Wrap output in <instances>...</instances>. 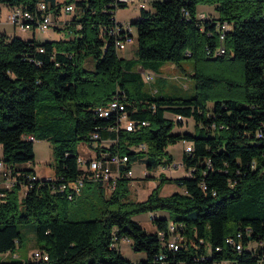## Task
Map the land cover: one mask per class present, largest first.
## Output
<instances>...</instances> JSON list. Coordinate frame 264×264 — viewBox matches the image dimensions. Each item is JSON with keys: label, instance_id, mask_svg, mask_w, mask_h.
Returning a JSON list of instances; mask_svg holds the SVG:
<instances>
[{"label": "trees", "instance_id": "1", "mask_svg": "<svg viewBox=\"0 0 264 264\" xmlns=\"http://www.w3.org/2000/svg\"><path fill=\"white\" fill-rule=\"evenodd\" d=\"M38 1L0 3L31 10L26 21L36 24ZM44 1L51 10L75 2L78 13L65 25L70 37L0 33V160L14 181L0 187V252L21 242L25 223L34 225L39 252L0 264H264V0H152L128 22L137 28V48L127 58L116 45L127 32L116 9L126 3ZM203 3L217 15L201 16ZM186 59L194 68L193 96L144 89L138 66L158 71L170 61L184 68ZM114 98L123 107L101 115L98 107ZM126 117L133 128L122 125ZM189 117L193 130H174ZM37 139L52 142L54 174L39 177L32 165ZM81 140L96 155L102 145L106 157L128 156L109 197L78 162ZM179 140L192 146L183 154L188 175H161L145 198H131L133 178L125 172L140 160L150 177L149 170L172 161L166 148ZM78 178L82 190L70 197L67 184ZM172 179L184 190L161 194ZM93 185L104 196L101 215L71 218L73 203ZM163 210L167 217L158 215ZM147 211L152 230L134 218ZM123 239L146 257L126 258Z\"/></svg>", "mask_w": 264, "mask_h": 264}, {"label": "rangeland", "instance_id": "2", "mask_svg": "<svg viewBox=\"0 0 264 264\" xmlns=\"http://www.w3.org/2000/svg\"><path fill=\"white\" fill-rule=\"evenodd\" d=\"M64 3V0H60ZM147 3L149 1H146ZM145 2V4H146ZM205 5H211L210 8H200V12L205 10L209 12V9H214V6L209 3H203ZM201 5V4H199ZM64 4L62 6L64 11ZM147 6H149L147 4ZM141 3L139 0H135L132 2H128L123 6H119L116 9V18L121 22H132L135 21L140 16ZM73 12L63 13L66 14L67 17H70ZM203 13V12H201ZM210 13V12H209ZM215 15H217V10L214 11ZM64 17V15H63ZM59 19V18H58ZM18 29V28H17ZM20 34H22L23 38H31L33 35V31L31 30H21L18 29ZM132 34L135 38L134 42L130 43L126 48L119 49V55L122 57L131 56L133 57L136 53L137 48V28L135 24L132 27ZM71 34L67 29L64 30H56L54 26L48 28L45 31H37L36 37L42 39H60V38H68ZM127 58V57H126ZM88 65L91 66V63L88 62ZM182 65L184 68L178 66L177 64L165 61L159 67L158 71L149 69H144V66H138L136 69L142 73L143 81H144V89L148 92H156L158 90V94L171 95V96H180V97H190L195 93V80L192 76L194 72L193 64L190 60H183ZM144 67V68H143ZM150 73V74H149ZM168 116H171L175 119L174 114L172 112L167 113ZM125 122V119H124ZM194 129V121L191 117L188 118V122L183 125L175 124L174 130L184 131V130H193ZM186 142L183 140H179L176 143H170L166 150L171 155V162L176 163L178 166H173L171 168L165 167L171 163L167 161L165 163L159 164L157 167L149 170L150 177L146 176L144 168H146V164L143 161H136L133 165V175L130 181V197L133 199H143L145 198L149 192L155 186L159 185L161 175L167 178H176L188 175V169L186 165L183 163V154L185 151ZM105 149V148H101ZM34 151H35V160L32 165L35 166L37 174L39 177L46 176L49 171L53 172V164L55 161L52 142L48 139H37L34 142ZM77 151L80 154L85 155V157L89 155H93L95 153V148L90 145V143L86 140H81L78 144ZM169 155V156H170ZM145 174V175H144ZM114 186H106L105 189V197H109L113 190L116 187V179ZM182 191L184 187L179 185L175 180H166L163 184H161L160 192L163 195L170 194L173 191ZM25 191V187L23 186L20 190V196H23ZM104 196L101 195L99 188L96 185L92 186V190L84 191L79 198L75 200L73 203V207L70 213L71 218H94L101 215L102 210L105 208L104 206ZM155 212V211H154ZM158 215L166 216L168 215L167 211H159ZM135 219L140 221L141 224L147 230H152L154 228V223L151 218V212H143L140 214H136L134 216ZM171 221V220H170ZM20 231L22 240L18 245L14 248L13 251L0 252V259L2 260H19L25 261L31 258L32 253L35 254L38 250V244L36 240L35 228L32 223L20 224ZM120 246L122 254L130 259V260H139L141 258L146 257V253L144 251L135 250L131 243L126 240H121L118 243Z\"/></svg>", "mask_w": 264, "mask_h": 264}, {"label": "built area", "instance_id": "3", "mask_svg": "<svg viewBox=\"0 0 264 264\" xmlns=\"http://www.w3.org/2000/svg\"><path fill=\"white\" fill-rule=\"evenodd\" d=\"M130 1L134 0H117V2H124L128 3ZM142 6H144V2L141 3ZM61 6L55 5V7L51 10L49 9V5L44 0L38 1V8L43 11L42 18L38 19V22L36 24H32L30 21H26L27 18L32 17V11L28 9H23L19 5L11 6L10 13H9V21L18 26L21 30H31L33 32L35 31H45L48 28L55 26L56 21L58 20V14H62L63 11H60ZM57 10L60 12L57 13ZM76 11V5L74 2L66 3L64 6V12H74ZM201 16H204V13L200 14ZM121 25V24H120ZM123 25L126 28V37L123 39H118L116 42L117 49H123L126 48L130 43L134 42L135 38L132 34V27L131 23H123ZM223 38V35L221 36ZM137 40V39H136ZM219 52L223 53L225 52V47L220 46ZM150 74V73H149ZM121 103L118 99L114 98L111 100L107 105L98 107V111L101 115L108 114L109 110L111 108H114ZM123 107L122 105H120ZM125 119V122H124ZM134 122L129 119L128 117L123 118L122 125L126 127L127 129H131L134 126ZM94 137H97L95 134ZM186 142V141H185ZM103 147L100 146L99 155L95 153V156H90V158L85 157V155L80 154L78 156V162L81 167H86L91 171L90 178L96 182H99L104 188L106 186H114L115 180L120 176L121 173V165L125 164L128 160L127 155L120 156L118 154L111 155L110 157H106L107 152L104 149H101ZM144 149L145 145H139L135 147V149ZM186 151H191L192 146L190 143L186 142L185 146ZM115 166V169H114ZM173 166H178L176 163H170L169 165H166L165 167L171 168ZM146 174V170H145ZM3 176L5 179V182L3 181L2 186L0 187H11L14 185V181L11 179V177L5 172V165L2 160H0V176ZM125 175L131 176L133 175L132 168L127 170L125 172ZM84 178H78L75 181H71L67 184V187H70V197H73L75 194H79L82 190V187L84 185ZM66 186V185H64ZM128 241L127 239H123ZM174 245V243L172 244ZM37 256V254H34ZM137 264V263H134Z\"/></svg>", "mask_w": 264, "mask_h": 264}, {"label": "crops", "instance_id": "4", "mask_svg": "<svg viewBox=\"0 0 264 264\" xmlns=\"http://www.w3.org/2000/svg\"><path fill=\"white\" fill-rule=\"evenodd\" d=\"M57 2H61L60 0H56ZM135 1V0H134ZM146 1H149L148 3L146 2ZM151 1L152 0H139V2L140 3H142V2H144V6H142V7H145V8H150L151 7ZM74 2V1H73ZM130 2H132V1H130ZM145 2H146V4H145ZM75 3V2H74ZM147 4L149 5V6H147ZM65 5V4H64ZM63 6V5H62ZM62 6L60 7V11H63V8H62ZM214 6V5H213ZM205 7H207V8H210V7H212L211 5H205V4H201V5H199L198 6V12L199 13H201V12H204L205 10H202L201 12L199 11L200 10V8H205ZM10 8H11V6H9V5H7V4H5V3H0V33L1 32H5V33H7L8 35H14V34H16V35H19V36H21V37H23L22 36V34H20V32H19V30L18 29H20L18 26H16L15 24H13L12 22H10L9 21V13H10ZM59 11V12H60ZM214 9H209V12H211V13H214ZM206 12V11H205ZM63 13H65L64 11H63ZM58 14V17L57 18H59L57 21H56V24H55V26H54V28L56 29V30H64V29H67L66 28V20H71L74 16H75V14L76 13H78V10L76 9V11H74L73 13H72V15L70 16V17H67V15L66 14ZM208 13V12H207ZM63 15H64V17H63ZM118 20V19H117ZM122 22V21H121ZM122 23H125V22H122ZM18 28V29H17ZM68 31H69V29H68ZM36 32L37 31H35V32H33V36H35L36 37ZM37 38V37H36ZM37 39H40V40H43L42 38H37ZM126 57H131V56H126ZM96 153V152H95ZM95 153L92 155H89V156H87V157H90V156H95ZM134 165V164H133ZM33 167H34V169H35V166L33 165ZM115 167V166H114ZM146 167V166H145ZM132 168H133V166H132ZM53 169V168H52ZM133 170V169H132ZM144 170H146V168H144ZM35 171H36V169H35ZM36 173H37V171H36ZM51 174H54V169H53V172L51 173L50 171H49V173L47 174V175H51ZM38 175V174H37ZM145 175V174H144ZM39 176V175H38ZM3 181L5 182V179H4V177L1 175L0 176V186H2V183H3ZM130 186H132V185H130Z\"/></svg>", "mask_w": 264, "mask_h": 264}, {"label": "bare ground", "instance_id": "5", "mask_svg": "<svg viewBox=\"0 0 264 264\" xmlns=\"http://www.w3.org/2000/svg\"><path fill=\"white\" fill-rule=\"evenodd\" d=\"M35 254H37V256H39V252L37 251V252H35Z\"/></svg>", "mask_w": 264, "mask_h": 264}]
</instances>
